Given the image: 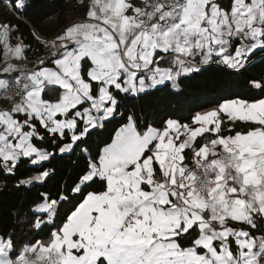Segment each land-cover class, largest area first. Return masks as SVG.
<instances>
[{"label":"crops","instance_id":"crops-1","mask_svg":"<svg viewBox=\"0 0 264 264\" xmlns=\"http://www.w3.org/2000/svg\"><path fill=\"white\" fill-rule=\"evenodd\" d=\"M145 1L91 0L85 17L43 40L22 99L4 91L27 71L23 60L29 46L0 23V162L14 165L27 157L40 165L50 157L32 142L34 120L51 134L69 133L71 142L60 148L69 153L88 130L114 116L113 89L138 95L168 83L177 87L178 77L216 61L243 68L264 48V0H232L230 11L217 0L167 3L149 21L152 35L135 34ZM119 43L127 45L124 60L131 68L118 59ZM172 49L184 59L167 56ZM47 58H53L51 64L39 66ZM222 116L257 127L223 136ZM207 133L212 137L186 164L184 151ZM206 163L220 169L210 207L192 185ZM95 177L106 181V191L88 194L49 244L27 245L12 259L10 241L0 238V264H42L48 258L61 264H264L260 236L222 226L227 221L251 224L254 215L264 220V97L224 101L197 114L191 125L169 120L163 129L140 132L131 117L82 183ZM55 205L46 201L37 212H51ZM195 226L200 233L194 245L182 248L177 236Z\"/></svg>","mask_w":264,"mask_h":264},{"label":"trees","instance_id":"trees-1","mask_svg":"<svg viewBox=\"0 0 264 264\" xmlns=\"http://www.w3.org/2000/svg\"><path fill=\"white\" fill-rule=\"evenodd\" d=\"M217 2L230 11L232 0ZM90 5L91 0H0V23L9 25L13 35L19 36L30 46L28 52L32 47L42 50L43 40L53 39L69 24L85 17ZM236 44L232 42L231 49ZM52 60L47 58L39 66H48ZM89 66L85 62L82 68L86 79ZM176 82L177 87L168 83L138 95L113 89L117 99L114 116L97 128L88 130L69 153H60V148L71 142L69 133L63 136L51 134L38 121H33L37 136L33 137L32 142L37 148L51 153L50 157L40 165L32 164V159L27 157H21L14 165L0 162V238L10 241L12 259H16L27 245L49 244L54 233L60 230L88 194L106 191V181L100 177L85 183L82 180L91 165L98 163L103 148L112 142L117 130L131 117L137 129L143 132L150 127L163 129L169 120L191 125L197 114L218 108L227 100L252 102L262 99L264 48L253 53L243 68L232 69L216 61L189 75L178 77ZM92 86L93 93H96L97 84L92 83ZM17 116L22 118L21 115ZM222 119L219 134L223 136L257 127L241 120L233 123L225 121L224 116ZM211 137V133L199 137L193 149L184 151L186 164L192 163L194 151ZM43 172L48 174L41 181H28L30 177ZM158 173L156 166L155 175ZM46 201L56 203L52 211L37 212V207ZM222 226L245 229L251 236H260L264 240V220L256 215L252 217L251 224L227 221ZM199 233L195 226L179 234L177 241L182 248L193 246ZM230 244L236 253L233 239H230Z\"/></svg>","mask_w":264,"mask_h":264},{"label":"built area","instance_id":"built-area-1","mask_svg":"<svg viewBox=\"0 0 264 264\" xmlns=\"http://www.w3.org/2000/svg\"><path fill=\"white\" fill-rule=\"evenodd\" d=\"M172 4L173 6H184V0H146L145 6L141 11V19L140 21L135 23L134 30L135 34L145 33L147 35H152L153 31L149 26L150 19L155 15V13L164 7L165 4ZM103 23V21H99ZM30 47V46H29ZM127 45L124 43H119L118 48L116 50L118 59L121 60L126 68H131L124 60L125 52ZM41 50L39 48L32 47L29 52L25 54L23 60V68L27 69L26 72L20 74L14 83L9 84L4 93L6 95H10L16 97L18 99H22L25 96L27 90V77L28 71L32 67V63L40 58ZM167 56H175L180 59H184L182 54L178 51L171 50ZM100 108L99 105L94 107V110H98ZM242 160L239 161L241 163ZM219 167L212 165L210 163H206L200 166V170L195 177L192 185L194 189L203 197V199L208 203V207L211 206L210 199L212 197L213 189L216 185V178L219 174ZM24 249V248H23ZM42 264H61L59 261L55 259H47L42 262Z\"/></svg>","mask_w":264,"mask_h":264},{"label":"rangeland","instance_id":"rangeland-1","mask_svg":"<svg viewBox=\"0 0 264 264\" xmlns=\"http://www.w3.org/2000/svg\"><path fill=\"white\" fill-rule=\"evenodd\" d=\"M40 209H41V208H40ZM43 209H45V208L42 207V210H43ZM49 209H50V208H49ZM49 209H47V210H49ZM42 210H41V211H42ZM48 259H49V258H48ZM50 259H51V258H50ZM46 260H47V259H46Z\"/></svg>","mask_w":264,"mask_h":264}]
</instances>
